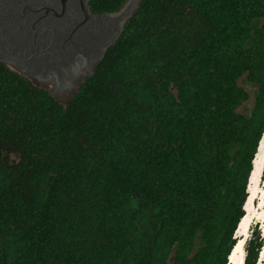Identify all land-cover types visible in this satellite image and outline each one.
<instances>
[{
    "label": "trees",
    "instance_id": "16d2710c",
    "mask_svg": "<svg viewBox=\"0 0 264 264\" xmlns=\"http://www.w3.org/2000/svg\"><path fill=\"white\" fill-rule=\"evenodd\" d=\"M263 133L264 0H143L66 104L0 64V264H229Z\"/></svg>",
    "mask_w": 264,
    "mask_h": 264
},
{
    "label": "flooded vegetation",
    "instance_id": "af4514ba",
    "mask_svg": "<svg viewBox=\"0 0 264 264\" xmlns=\"http://www.w3.org/2000/svg\"><path fill=\"white\" fill-rule=\"evenodd\" d=\"M122 9L97 12L91 0H0V64L66 104L122 36Z\"/></svg>",
    "mask_w": 264,
    "mask_h": 264
},
{
    "label": "bare ground",
    "instance_id": "6f19581e",
    "mask_svg": "<svg viewBox=\"0 0 264 264\" xmlns=\"http://www.w3.org/2000/svg\"><path fill=\"white\" fill-rule=\"evenodd\" d=\"M264 165V133L259 143L257 153L252 162V171L248 180L247 187V200L244 205V217L238 224L237 230L235 232L236 245L232 249V252L228 258L229 264H244L245 263V246L248 240L250 224L252 220L257 217L264 221V211L262 213L257 212L254 206L252 205L253 200L257 198V194H262L264 196V189L261 190L258 186L260 176L263 171ZM261 264H264V248L261 251L260 261Z\"/></svg>",
    "mask_w": 264,
    "mask_h": 264
},
{
    "label": "rangeland",
    "instance_id": "374dc122",
    "mask_svg": "<svg viewBox=\"0 0 264 264\" xmlns=\"http://www.w3.org/2000/svg\"><path fill=\"white\" fill-rule=\"evenodd\" d=\"M261 24H262L261 21H255L252 24V28L256 29ZM199 72H200V68H199ZM239 85L241 87H243L247 91V93L249 94L250 98H249L248 102L245 103L243 105V107H241L239 109L238 112L240 114H242V115H245V116L249 117L253 113L254 108H255V102H256V97H257V93H258V88H257L256 85H254L252 83H249L246 80V77H243L239 81ZM63 104H65V103H63ZM263 168H264V165H263ZM258 186L260 187L261 190L264 189V169H263V175H262V178H261V182L258 184ZM247 187H248V185H247ZM247 197H248V195H247ZM256 199H258V200L255 203V209H256L257 212L262 213L264 211V196L260 193V194H258V197ZM252 231L260 232L261 233V237H262V239L264 241V221L263 220L258 219L257 217H255L252 220V222L250 224L248 240L251 238ZM234 237H235V235H234ZM199 246H200V243L198 242L197 245H196V250L199 248ZM259 261H260V258H259ZM259 261H258V264H261Z\"/></svg>",
    "mask_w": 264,
    "mask_h": 264
},
{
    "label": "water",
    "instance_id": "95a60500",
    "mask_svg": "<svg viewBox=\"0 0 264 264\" xmlns=\"http://www.w3.org/2000/svg\"><path fill=\"white\" fill-rule=\"evenodd\" d=\"M142 1L143 0H128L126 2L123 9L121 10V13H126V17L122 23V31H124L127 22L137 13Z\"/></svg>",
    "mask_w": 264,
    "mask_h": 264
}]
</instances>
